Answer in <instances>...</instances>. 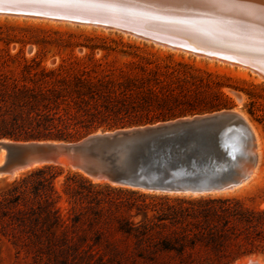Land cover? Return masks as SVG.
Wrapping results in <instances>:
<instances>
[{"label":"rangeland","instance_id":"rangeland-1","mask_svg":"<svg viewBox=\"0 0 264 264\" xmlns=\"http://www.w3.org/2000/svg\"><path fill=\"white\" fill-rule=\"evenodd\" d=\"M256 78L238 65L231 67L112 29L0 15V130L46 133L36 121L58 124L60 116L71 125L63 132L80 131L77 139L66 141L74 142L91 134L231 111L251 125L260 158L248 183L204 195L114 186L94 181L68 164L48 165L55 167L53 185L61 196L57 206L62 223L56 235L83 253L80 257L57 254L50 260L44 255L34 257L25 240L8 231L0 233V264H193L162 250V245L181 243L184 228L192 221L187 214L199 199L236 197L264 208V80ZM219 92L226 101L215 97ZM165 100L167 110L161 106ZM189 103L228 107L178 115L187 111ZM165 111L177 116L147 122ZM85 126L95 128L84 134ZM42 167L21 171L11 179L0 177V190ZM246 260L264 264V254L234 264Z\"/></svg>","mask_w":264,"mask_h":264},{"label":"water","instance_id":"water-1","mask_svg":"<svg viewBox=\"0 0 264 264\" xmlns=\"http://www.w3.org/2000/svg\"><path fill=\"white\" fill-rule=\"evenodd\" d=\"M12 1L20 4H9ZM185 1L200 5L194 0ZM117 2L120 7L115 4ZM121 2L0 0V15L46 17L124 29L153 44L248 67L264 80V66L258 64L264 62L261 58L264 56V45L223 39L225 41L220 46L229 48L220 50L201 46L183 40L185 38L179 34L180 38H177L164 28L214 43V37L205 34L191 20L192 17H199L198 9H186L185 15L178 14L177 10L163 14L153 13L157 6L152 3L143 2L145 5L138 9L122 7ZM149 5L155 7L154 11L149 10ZM221 10L227 11L226 7ZM236 51L242 52L238 54L240 57L232 56ZM251 57H257V60ZM6 140L0 139V149L6 151L0 177L9 179L19 173L12 176L14 170L57 165L60 157L69 156L68 165L94 181L104 177L110 184L120 187L164 193L190 191L191 194L204 195L240 186L248 181L258 164L257 140L253 132L241 116L231 111L155 127L141 126L129 131L91 134L74 142L55 141L56 145L49 141L16 144ZM33 155L37 158L33 159Z\"/></svg>","mask_w":264,"mask_h":264},{"label":"trees","instance_id":"trees-1","mask_svg":"<svg viewBox=\"0 0 264 264\" xmlns=\"http://www.w3.org/2000/svg\"><path fill=\"white\" fill-rule=\"evenodd\" d=\"M215 97L227 99L221 92ZM161 104L167 110V101ZM224 107L228 105L210 103L208 107H196L189 103L187 111L178 115L211 112ZM249 113L255 114L253 110ZM175 116L177 114L165 111L146 121H165ZM56 120L58 124L36 121L35 125L43 126L48 131L46 133L38 131L36 135H22L14 129H6L0 130V139L22 142L71 141L81 135L77 130L74 133L63 132L69 130L71 125L60 116ZM50 128L55 130L50 131ZM93 128L85 126L84 134ZM55 171L53 166H44L0 190V233L10 231L14 236L17 235L18 240L23 238V243L31 248L34 257L44 255L49 260L57 254L80 257L82 251L66 246L67 239L56 235L62 217L57 206L61 196L53 185L57 176ZM196 203L197 206H193L187 214L192 221L185 226L181 243L173 246L167 242L162 245V250L174 252L193 264H234L252 254H264V208L247 205L236 197L202 198ZM17 244L18 241H15L14 245Z\"/></svg>","mask_w":264,"mask_h":264},{"label":"bare ground","instance_id":"bare-ground-1","mask_svg":"<svg viewBox=\"0 0 264 264\" xmlns=\"http://www.w3.org/2000/svg\"><path fill=\"white\" fill-rule=\"evenodd\" d=\"M168 1L167 0L166 1L165 0H122L121 6L125 7V8L136 7L138 9H141V7L145 5V3L143 4V2H146V3H152L155 6H157L156 7L157 9L154 11L155 7L149 5V10L151 12L154 11L153 13L169 14L170 11L177 10L178 14H182V15H185L186 9H195L196 8L200 11L198 14L199 17H195V18L192 17L191 20L195 21L196 24L198 25V27L205 34H209L210 36H213L215 39L213 38L212 42H214V43H211V42L206 41V40L202 41L201 39L195 38V37L192 38L191 36L186 37L183 35L185 33L181 34L182 31H175L174 29L167 28V27H164V28L166 30L170 31L169 34H172L174 36L179 34L182 38H185V39H183L185 41L189 40L191 42L198 43L201 46H207L210 48H217V49L229 48L227 46H220V44H222L221 42L225 41L223 39H228V40L233 39V40H238L240 42H248V43H252V44L264 45V10H262L258 6H254L252 0H239V2L242 4H239V6L235 7V8L226 7L227 11L226 10L222 11L221 8H223V7L220 8V7H217V6L210 4V3H203V4L199 3L200 5L196 6L195 3L191 2V1L190 2H187L185 0H168ZM12 2L13 3H9V4H13L15 6L20 4V2H18V1H12ZM254 3H255V5H258L260 3V0H254ZM115 4L118 5V7H120V3L117 2ZM151 7H153V8H151ZM255 7H257V8H255ZM15 16L24 17V18H32V19H40V20H51V22L57 21V22H67V23H71V24H76L72 21L57 20V19L46 18V17H29V16H24V15H15ZM79 24L80 25H88V26L92 25L95 27H101L103 29H109L108 27H105L102 25H93V24H89V23H79ZM112 30H116V31H119L121 33H125V34L131 35L137 39H140L137 37V35H134L133 33H129V31H126L124 29L113 28ZM179 35H177V38H180V37H178ZM154 44L159 45L157 43H154ZM159 46L165 47L164 45H159ZM217 46H220V47H217ZM165 48H167V47H165ZM230 49H233V48H230ZM176 51H180V50H176ZM225 51H228V50L225 49ZM185 53H188V52H185ZM238 54H242V52L236 51L235 53H233V55L232 54L231 55L236 56V57H240V56H238ZM243 54L247 55V53H243ZM257 55H258V57L262 56L259 54H257ZM196 56L199 57V55H196ZM251 58H253V60L254 59L257 60V57H251ZM261 58H264V56ZM209 59H213V60L219 61L222 64L229 65V66L233 67V63H229L228 61H222L219 59L217 60L214 58H209ZM253 64H255V63H253ZM258 64H261L260 66H264V62H259ZM238 68L242 69L246 72H248L250 70L248 67H244L242 65H238ZM253 73L255 75L257 74L255 72H253ZM256 79H257V81H260V80H262V77L260 75H257ZM223 112H226V111H223ZM233 113H235V112H233ZM209 115H211V114H209ZM209 115L195 116L193 118H201V117H206ZM238 115L242 117L243 121L250 127L251 131L253 132V134L255 136V133H254L253 129L251 128V125L249 124V122L244 118V116H242L240 114H238ZM193 118H190V119L180 118V119H176L173 121H167L165 123H157V124H154L153 126L147 125L146 128L147 127H155V126H159V125L167 124V123H174L177 121L192 120ZM132 129H136V127L129 128V129H119V130L129 131ZM112 132H106V133H102V134H109ZM102 134L98 133L97 135H102ZM255 138H256V136H255ZM6 142L7 143H16V144L25 143L22 141L17 142V141H11V140H6ZM50 143L53 145L57 144L54 141L50 142ZM35 144H39V143H35ZM257 154H258V145H257ZM32 158L33 159L37 158V156L33 155ZM5 159H6V151L0 149V168L3 167V165L5 163ZM70 159L71 158L69 156L60 157L58 160V163L67 165L70 162ZM259 159L260 158H259V154H258V164H257L256 168L253 170V171H255L254 175H255L256 170H257L258 165H259ZM39 166H42V165H39ZM21 170H24V169L14 170L12 173V176H15ZM252 174H253V172L251 173V176L249 177L248 181L242 182L241 185H243L244 183H248L253 178ZM98 180L106 181V182L110 183L104 177H99ZM114 186H117V185H114ZM240 186H238V187H240ZM238 187H235V188H238ZM235 188L227 189L226 191L232 190ZM143 191L155 192V191H147V190H143ZM189 192L190 191H187V192L182 193V194H191ZM170 193H181V192H170ZM214 193H219V192H214ZM191 195H197V194H191ZM241 264H260V263H258L257 261L246 260V261L242 262Z\"/></svg>","mask_w":264,"mask_h":264},{"label":"snow or ice","instance_id":"snow-or-ice-1","mask_svg":"<svg viewBox=\"0 0 264 264\" xmlns=\"http://www.w3.org/2000/svg\"><path fill=\"white\" fill-rule=\"evenodd\" d=\"M195 2L198 3H210L217 7H238L239 6V0H195ZM254 6H258L262 10H264V0H260V3L258 5H255L254 0H252Z\"/></svg>","mask_w":264,"mask_h":264}]
</instances>
